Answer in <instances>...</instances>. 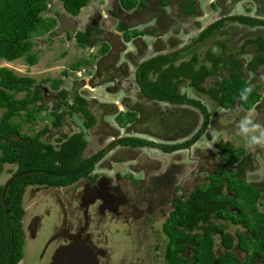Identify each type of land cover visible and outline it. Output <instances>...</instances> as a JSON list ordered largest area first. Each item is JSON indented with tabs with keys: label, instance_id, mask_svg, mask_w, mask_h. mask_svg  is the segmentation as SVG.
Returning a JSON list of instances; mask_svg holds the SVG:
<instances>
[{
	"label": "flooded vegetation",
	"instance_id": "obj_1",
	"mask_svg": "<svg viewBox=\"0 0 264 264\" xmlns=\"http://www.w3.org/2000/svg\"><path fill=\"white\" fill-rule=\"evenodd\" d=\"M141 1L142 3L133 9L126 10L119 0L122 10H116L118 15L113 14V11L110 13L109 10L106 11L105 15V11L101 12L103 15L96 11L92 13V21L83 30L78 28L79 23L76 18L78 15L71 16L63 9L64 14L75 22V30L59 32L56 26L54 28L55 34L50 35L49 33L50 36L64 33L63 35L66 38L74 39L79 48H84L86 51L93 50V60L90 61L86 58L79 60L84 61V65L90 64V72L93 73L84 77H76L75 84H73L76 86H72L69 90L64 86V79L60 80L58 86L54 84L55 79L50 82L52 93H49L47 89L35 81L33 91L39 90L42 92V99L38 101V104L43 103L45 105L44 115L48 110L47 101L51 100L55 103V109L51 111L53 118L49 127L45 126L35 134L46 130L40 138L55 149H58L62 144L60 139L63 136H71L75 133L82 134L86 142V149L87 137L96 126V116L92 112V105L100 108V110L105 109L106 113L102 115V124L105 126L103 129L110 133V137L107 140V145L92 155H85L84 149L83 158L100 154V158L94 163L93 169L86 176L73 179L65 185H31L25 189L22 196L23 214L19 222L22 242L21 258L15 264H23L25 255H27L26 264H197V261L202 260V258L194 255V244L199 241L198 236H207L211 239L213 254L210 259L211 264H264V240L256 238L245 225L233 223L224 216L219 215V213L218 215L214 213L201 217L197 223H190L187 227L178 224V219H176L179 207L188 204L195 189L209 184L210 177L216 169L225 168L226 163L219 153L221 146L223 147L224 144H229L232 148L244 149V154L240 160L243 168L244 165L246 168L243 169V174L237 175V179L249 184L258 192L256 208L259 212H264L259 206L264 199L262 186L248 181L244 176L245 169H248L247 158L250 159L249 150L241 145L234 146L231 142L222 140V136L216 135V130L220 127L217 121L221 118L225 120H227L225 117L229 118L228 121L224 120V122H227L229 127L233 128H235L238 118L243 114L250 115L251 112H255L258 118L264 119V114H258L264 107V95L259 92L264 84L258 83L252 86L253 82L258 81H256L255 73L260 66L264 68V62L258 63L256 69L248 68V64L258 55L264 59V49L258 47L259 45L264 46V40L258 38L260 31L264 30V25H249L229 20L231 17H246L264 21V0H244L260 5L262 10L259 14L250 15L223 14L222 17H217L203 28L199 26L200 30L197 34L192 38H185V45L182 49L173 52L159 51L152 47V44L145 47V50L142 49L145 46L141 42L143 38H146V36L153 38L155 35L154 39H156L155 27H151L153 25L147 27L148 31L138 30L130 25L127 27L122 26L123 22L130 18L131 13H128L129 11L139 12L138 14L143 16L142 14H145L143 10L146 11V9L155 6V4L149 6L148 1L150 0ZM166 1V5L162 6L158 0V5L164 8L172 3L171 0ZM191 2L193 3V1H190L182 7V14L180 13L182 17L174 19L176 25L179 19L188 23L190 16L194 15L192 13L196 12H187L188 4ZM152 10L154 9L152 8ZM59 14L61 13L53 16L57 18V25ZM109 16L114 17L112 19L117 17L113 33H110L104 25L106 23L104 19ZM155 18L156 16H154L152 24H154ZM219 20H222L221 27L214 33L213 37L197 44L196 39L199 34L209 25ZM226 23L235 24L236 28L251 30L249 31L251 37L245 38L241 47V55L249 53V47L255 46L256 48L254 54L250 55L249 61L245 64V71L253 75L250 80L242 76L241 70L244 67L239 57L236 56L223 61L219 55L212 53L208 50L209 48L205 47L216 34L224 29ZM155 24L158 27L159 22ZM123 29L137 31L142 34L132 36L126 40L123 37ZM87 31L89 33L87 44L79 45L77 35L87 33ZM191 31L189 30V35ZM165 33L170 36L169 28ZM139 44L143 45H140V47ZM212 45L217 49L219 48V53L224 55L222 51L225 50L224 46L226 44L223 45L221 42L215 41ZM168 47L170 46L164 48L169 49ZM201 47L207 49H205V61H197L196 68L204 67L206 71H211V74L205 78L202 84L204 87L203 92L188 86L186 82L180 83L178 85L179 92L185 97L181 104L158 100L142 92L136 79V71L143 62L157 55H167L175 52L186 53V55L194 54ZM208 53L219 59V64L214 70H212V62L208 60ZM178 61L183 62L185 60L182 58ZM233 63L238 64V67L236 68ZM220 64H223V69L218 70L221 67ZM177 66L175 64V67ZM71 70L75 69L72 67ZM235 70L245 80L246 84L251 85L253 90L259 94V99L248 109L243 106L239 97H236L229 106L225 107L213 99L210 94L215 89L218 96H220L223 90L222 83ZM153 76L156 77L153 78ZM214 76L217 80L211 82L210 77ZM149 78L154 82L158 79V74H150ZM176 81V79H173V83H176ZM77 85H79L81 91L88 94H80ZM182 88H188L191 95L182 92ZM101 89H103L104 94L96 92ZM95 92L99 95H96ZM89 93L93 94L92 99H88L90 98ZM98 96L109 99H105L106 103H100ZM153 101L171 105L172 109L169 111L168 117L161 114L162 109L156 108ZM197 101L205 107L206 112L196 105ZM78 106H82L87 116L82 111L77 110ZM54 113L60 116L59 126L53 124ZM67 116L78 120L75 124L79 129L69 135L62 133L56 139L57 143L44 139L46 135L48 136L53 132L51 130L60 131L61 128H64L67 124L65 120ZM110 118H112V121L108 122ZM254 120H256V117H254ZM151 121L153 127L159 128L160 133H155L146 126L145 123ZM226 128L224 125L223 130L229 131ZM211 135L216 137H214L216 143L212 141V146L216 149L214 154L207 148L198 146L199 141L202 139L210 141L209 136ZM130 138L134 141L130 142ZM238 139L240 141L239 136ZM125 148L149 149L169 155L180 151H190L192 158L198 164L193 171L195 188L189 194L181 188L175 189L172 194L168 195L163 194L161 190L144 192L142 184H145L148 178L146 176L148 165L145 156L142 153L132 154ZM205 152L208 153L207 156L204 155ZM209 157L214 158L215 161L218 160L219 163L211 165ZM211 168L212 170H210ZM232 168L236 172L238 171V165H234ZM11 178H7L3 182L0 178V181L5 183V187ZM155 187L159 188L158 186ZM220 196L233 197L234 194L223 188ZM25 202H27L26 207ZM26 208L29 211L27 217H25ZM226 211L239 213L237 209L231 206ZM227 226L229 228L236 227L238 230L234 233L229 232L226 230ZM177 231L182 233L178 241L175 239ZM171 232L174 234L173 242L176 243L172 248L169 244L171 242L169 236ZM222 236L229 239V246H226Z\"/></svg>",
	"mask_w": 264,
	"mask_h": 264
},
{
	"label": "trees",
	"instance_id": "obj_2",
	"mask_svg": "<svg viewBox=\"0 0 264 264\" xmlns=\"http://www.w3.org/2000/svg\"><path fill=\"white\" fill-rule=\"evenodd\" d=\"M50 0H0V58L8 62L24 58L29 65H34L37 57L31 50L34 46L32 40L36 33H50L54 35V28L57 26V18H45ZM63 9L71 16L79 15L82 8L88 5L89 0H59ZM121 5L126 10L133 9L142 1L120 0ZM162 6L166 5V0H159ZM193 3L188 4L187 12H193ZM240 23L264 25V21H257L246 17H231ZM222 20L217 21L205 28L196 39L197 44H201L211 39L216 31L221 27ZM124 39L128 40L132 36L140 35L137 31L123 29ZM87 33H79L77 42L79 45L87 44ZM259 49H264L259 45ZM188 50V49H187ZM186 53H172L167 55H157L143 62L136 71V79L140 89L144 94L158 100H165L170 103L181 104L185 100L184 95L179 92V84H186L197 91L203 92L202 86L205 78L211 74L204 67L196 68V55L192 60L181 62L175 67V62L184 58ZM208 60L212 62V70L218 64L219 59L212 54H207ZM264 59L259 55L248 64L249 69H256L258 63H263ZM84 61H78L72 67L76 70ZM235 67L238 64L233 63ZM158 74V79L152 82L150 74ZM67 75L66 72L63 73ZM176 79V83H173ZM60 80L54 81L58 86ZM35 79L28 76H20L7 67L0 68V178L5 166H14V170L8 169L11 178L20 175L8 184L3 203L2 191L5 183L0 181V264H15L21 258V237L19 222L23 214L22 196L25 189L31 185L42 184H68L73 179L86 176L94 167V163L100 158V154L91 157H82L86 142L82 134L63 136L61 145L55 149L52 145L41 140V136L46 132L42 130L34 136L21 134L18 123L13 121L19 118L20 121L32 123L36 116L45 110L43 103L38 104L42 99L41 91H33ZM247 85L245 80L239 76L237 70L230 74V77L222 83V92L218 96L215 89L211 91L213 99L222 106H229L236 97H239L241 89ZM23 93V97H16ZM64 99V98H63ZM259 99V94L253 93L246 102H242L245 108H250ZM196 105L206 112L204 106L197 101ZM77 110L82 111L87 116L82 106ZM53 124L60 125V116L54 113ZM134 140L130 138V142ZM194 141V140H193ZM192 141V142H193ZM220 156L226 163L225 168L216 169L210 177V183L199 186L188 204L179 207L176 215L177 223L184 227L190 223L195 224L201 217L214 213L224 216L233 223L245 225L249 231L261 240H264V212L257 210L256 202L258 192L244 181L238 180L237 175L243 174V164L241 157L244 154L242 148H232L229 144H224L220 148ZM238 165L236 172L232 167ZM226 188L228 192H233V197H221L220 192ZM231 206L239 211L234 213L226 211ZM7 212V213H6ZM206 219V218H205ZM218 230V229H217ZM176 240L182 236L177 231ZM173 232L169 234L170 247L173 242ZM199 241L194 244V255L202 260L197 264H211L212 243L207 236L199 237ZM226 246H229V239L222 236ZM228 243V244H227ZM8 252V253H7ZM9 256V257H8ZM11 260L9 261V258ZM208 258V260H206Z\"/></svg>",
	"mask_w": 264,
	"mask_h": 264
},
{
	"label": "rangeland",
	"instance_id": "obj_3",
	"mask_svg": "<svg viewBox=\"0 0 264 264\" xmlns=\"http://www.w3.org/2000/svg\"><path fill=\"white\" fill-rule=\"evenodd\" d=\"M172 3L164 8H161V6L158 5V0H150L148 3L149 6H153L152 8L143 10L145 14L143 13L139 15L137 13H134L133 11H129L130 18L127 19V21L123 22L122 26L127 27L128 25L132 27H136L138 30H145L148 31L147 27L149 25H153L151 27L154 28V32L157 33L156 39L146 36V38H143L141 42L145 45L143 50H145V47L152 44V47L156 48L157 50H163V52L169 51L173 52L176 50L182 49V47L185 45V41L187 38L194 37L197 32L200 30L199 26L202 28L206 26L211 21L217 19V17H222L224 15H232V14H259V12L262 10L260 5L250 3L248 1L244 0H171ZM190 1H193L194 8L196 9L194 15L190 16L188 23L182 22L181 19L177 20L178 23L176 25L175 18L178 19V17H182L180 13L182 14V7L185 6ZM110 5V6H109ZM117 9H121L119 0H90V4L82 9L80 12V15H78L76 18L78 19V28L80 30H83L84 27L92 21V13H95L98 11L99 13L104 12V15L106 11H110V13L113 11V14H117ZM138 10V9H137ZM151 12V13H149ZM58 13H65L62 5L59 0H50L48 3V11L44 14L45 18H50L53 16H56ZM101 15H103L101 13ZM109 15V14H108ZM154 24L153 23V18ZM114 17L109 16L105 18L104 25L106 26V29L113 33L114 26L117 23V17L116 19H112ZM175 19V20H174ZM104 22V21H103ZM159 22L158 27H156V24ZM163 23V24H162ZM145 25V26H144ZM120 26V25H119ZM58 27V25H57ZM235 27V28H234ZM238 27V26H237ZM169 28L170 36H168L167 33L164 34ZM57 29V28H56ZM159 29V30H158ZM162 29V30H161ZM189 30L191 31L189 35ZM248 29H241L236 28L235 24H225L224 29L221 30L219 34H216V36L207 44L208 50H210L212 53L217 54L221 57V59L224 61L226 59H232L236 56L241 59V64L243 65V69L241 70L242 76L248 80L253 78V75L251 73H247L245 71V64L250 59V55H253L255 52V46L249 47L250 51L249 53H245L241 55V47L244 43V39L251 37ZM258 38H262L264 40V30L260 31ZM249 33V34H248ZM256 33V32H255ZM64 33H59L56 36H50L49 33H36L33 35L32 40L34 41V46L31 50V53H34L37 57V61L34 65H29L24 58L15 60L13 62H8L4 59L0 58V68L7 67L11 69L14 73L20 76H28L33 79H35L36 83L40 86L47 89L49 93H52L50 82L53 80H62L64 79V86L66 89H71L72 86L75 84V80L78 78V76H86L88 74H92L93 72H90L91 65L82 64L81 66H78L76 70H71L74 63L78 62L82 58H86L91 61L93 60V53L94 51H86L84 48H79L77 44H75L74 39L66 38ZM154 34V33H153ZM186 38V39H185ZM185 39V40H184ZM218 41L219 43L225 45V50L222 51L224 55L220 54V49L215 48L212 43ZM146 43V44H145ZM143 44H139L143 45ZM170 46L167 48H164L165 46ZM229 46V47H227ZM141 47V46H140ZM173 48V49H172ZM205 49L206 48H199L196 50V53H191L189 55H186L183 60L186 62L192 60V56L196 55V61L203 62L205 61ZM165 50V51H164ZM207 50V49H206ZM142 51V50H141ZM135 52V49H134ZM144 52V51H142ZM181 62L177 61L175 62L176 65H179ZM221 67L218 68V70L222 68L223 64H220ZM209 66V65H208ZM76 71V72H74ZM66 72L67 75H64L63 73ZM77 73V76H76ZM77 77V78H76ZM156 76H153L155 78ZM256 83L253 82L252 86H255V84L262 83L264 84V68L260 66L259 70L255 73ZM210 80L216 81L217 78L210 77ZM261 87V86H260ZM259 87V88H260ZM77 90L80 94L87 95L88 93L81 91L79 88V85H77ZM182 92H185V94H190L188 88H182ZM96 92H99V94H104L103 89L98 90ZM96 95H99L96 93ZM259 92L264 95V85L259 89ZM23 93L17 94L16 97L21 98L23 97ZM89 93L88 99L93 98V94L91 95ZM95 96V95H94ZM203 96V95H201ZM99 97V96H98ZM105 99L109 98H101L99 97L98 100L100 103H106ZM115 99V98H114ZM206 100V98H204ZM53 100V99H52ZM118 100V99H116ZM48 102V110L47 112L40 113L36 116L34 122L27 123L20 121L19 118H14L13 121L15 123L19 124L20 132L21 134L25 135H33L42 128L49 127L50 122L52 120L51 111H53L54 108V102L49 100ZM153 105L158 108L162 109V115L164 117H168L169 111L172 109L170 106L167 105V103L162 102H154ZM264 105V104H263ZM91 108H93L92 112L96 116V126L94 127L93 132L89 134L87 137V147L85 149V155H92L93 153L99 151L104 146L107 145V140L110 137V133L106 132L105 129H103L105 126L102 124L103 114L106 113V111L100 110L98 107H93L91 105ZM66 109V107H64ZM108 109V108H107ZM109 112V110H107ZM218 112V111H217ZM2 110H0V118H1ZM258 114H264V107H262V111ZM252 119L256 117V120L262 124H264V119L258 118L257 115H255V112H251L249 115ZM227 120L221 118L217 122H219V129L223 130L224 125L227 127L229 131L223 130L222 140L231 142L234 146L241 145L243 146L242 138L240 137V141L238 139L237 135L232 134L233 127H229V124L225 121H228L229 118L225 117ZM65 120L67 122V126L65 125L64 128H61L60 131L58 130H51V132L48 136L46 135L44 139L49 140L52 143H57L56 139L61 135L62 133H65L67 135L77 131L79 128L76 127V122H78L77 119L74 117H65ZM112 118L108 119V122H111ZM98 124V125H97ZM146 126L154 131L155 133H160L159 128L153 127L152 121L146 122ZM230 124H232L230 122ZM218 125V124H217ZM216 125V126H217ZM144 127V126H143ZM52 129V128H51ZM54 129V128H53ZM215 136L211 135L209 136L210 141L202 139L199 141L198 146H202L201 148H207L212 154L215 153V148L212 146V141H215ZM221 137V136H220ZM237 140H236V139ZM221 140V139H220ZM218 140V141H220ZM236 141V142H235ZM216 143V141H215ZM127 151L132 152V154L142 153L145 156L146 163L148 165V168L146 169V172L148 173L146 176L148 177L145 184H142L144 192H152V191H159L163 194H172L173 191L177 188H181L184 190V192H191L196 184L194 183V169L196 165V161L192 158V155L190 154V151H180L172 154H165L163 152H158L154 150L149 149H130L125 148ZM250 159L247 158V170L245 169V179H247L250 182H253L254 184L259 186H262V190L264 191V150H258L257 152H250L249 151ZM205 156L208 155L207 152L204 153ZM263 158V159H262ZM217 159V158H216ZM209 161L211 165L218 164L219 161H215L214 158L209 157ZM223 165V163L221 162ZM245 164V163H244ZM4 172L1 176V181H5L10 174L8 173V169L14 170V167L12 166H5ZM244 168L245 165H244ZM212 170V168L210 169ZM155 186H158L159 188H156ZM26 201V198H25ZM260 202V201H259ZM27 206V202H25V207ZM261 210H264V199L262 200L261 204L259 205ZM28 208H26L25 211V217L28 215ZM24 217V221H25ZM227 231H231L234 233L238 228L233 227L229 228L226 227ZM23 264H26L27 262V255L23 258Z\"/></svg>",
	"mask_w": 264,
	"mask_h": 264
},
{
	"label": "clouds",
	"instance_id": "obj_4",
	"mask_svg": "<svg viewBox=\"0 0 264 264\" xmlns=\"http://www.w3.org/2000/svg\"><path fill=\"white\" fill-rule=\"evenodd\" d=\"M252 93V86L245 85L239 93V99L246 102ZM223 134V130H216V135L222 136ZM232 134L241 137L243 146L250 152L264 150V124L252 119L247 114L238 118Z\"/></svg>",
	"mask_w": 264,
	"mask_h": 264
},
{
	"label": "water",
	"instance_id": "obj_5",
	"mask_svg": "<svg viewBox=\"0 0 264 264\" xmlns=\"http://www.w3.org/2000/svg\"><path fill=\"white\" fill-rule=\"evenodd\" d=\"M75 22L73 21L72 18L68 17L66 14L64 13H61L59 14L58 16V27H57V31L59 32H64L66 30H70V31H74L75 30ZM20 175H16V176H13L9 181H8V184L16 179L17 177H19ZM8 184L3 188V192H2V198H3V203L4 205H6L5 203V194H6V190H7V187H8Z\"/></svg>",
	"mask_w": 264,
	"mask_h": 264
}]
</instances>
